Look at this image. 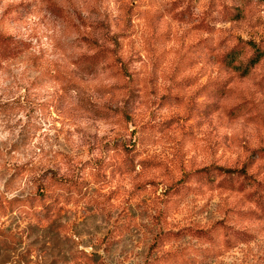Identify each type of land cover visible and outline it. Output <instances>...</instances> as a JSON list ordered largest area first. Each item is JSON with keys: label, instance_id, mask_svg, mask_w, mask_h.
<instances>
[{"label": "rangeland", "instance_id": "1", "mask_svg": "<svg viewBox=\"0 0 264 264\" xmlns=\"http://www.w3.org/2000/svg\"><path fill=\"white\" fill-rule=\"evenodd\" d=\"M0 32V264H264V60L222 62L264 1L0 0Z\"/></svg>", "mask_w": 264, "mask_h": 264}, {"label": "trees", "instance_id": "2", "mask_svg": "<svg viewBox=\"0 0 264 264\" xmlns=\"http://www.w3.org/2000/svg\"><path fill=\"white\" fill-rule=\"evenodd\" d=\"M236 11H238V13H236V18H238L240 16V10L236 9ZM22 52V43L19 39L0 32V61L15 59L19 57ZM247 54L249 55L247 56ZM262 60H264V44L255 43L253 41H240L237 46L224 54L222 58L224 65L229 68H235V70L239 72V75L244 77L248 76ZM218 178L219 177L216 175H209L206 178V182L214 184L218 181ZM235 182H238V179L236 180L234 176L229 175L220 179L218 185L229 188L228 186H235L237 184ZM250 195L254 198L255 203L264 211V197H262V193L254 191ZM235 235L237 238L245 236V234H243V236L241 233H236Z\"/></svg>", "mask_w": 264, "mask_h": 264}]
</instances>
